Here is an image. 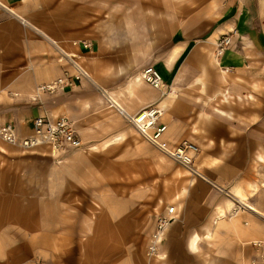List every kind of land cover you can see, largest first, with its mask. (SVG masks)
<instances>
[{
  "label": "crops",
  "instance_id": "0c3cea01",
  "mask_svg": "<svg viewBox=\"0 0 264 264\" xmlns=\"http://www.w3.org/2000/svg\"><path fill=\"white\" fill-rule=\"evenodd\" d=\"M1 1L11 12L0 11V124L28 137L36 117L65 116L76 124L80 149L95 140L115 149L124 143L119 149L126 162L139 150L151 164L146 183L160 189L156 201L161 203L165 153L129 128L103 91L130 113L149 105L160 109L168 126L165 145L175 149L189 141L199 151L194 173L172 175L170 206L178 218L165 230L157 259L147 255L149 237L140 261L131 256L132 245L123 257L89 258L86 245H116L141 218L127 206L122 216L109 208L93 215L86 228L83 214L80 233L91 236L69 243L68 235L77 231L69 230L63 205H52L68 196L51 189L54 170L67 168V162L59 167L46 148L23 151L0 138V264H263L264 250L253 243L264 240V208L254 175L264 140V0H142L138 33L129 10L119 22L131 28L117 29L113 17L102 19L101 0ZM109 6L117 10L122 3L112 0ZM127 7L124 3L125 13ZM227 35L232 43L219 55L217 43ZM53 41L78 54L91 79L41 91L69 68ZM147 66L162 74V91L143 80ZM136 133L146 142L140 149L134 145L140 143ZM70 151L75 150L65 153ZM121 198L140 200L132 193ZM214 216L221 218L215 224Z\"/></svg>",
  "mask_w": 264,
  "mask_h": 264
},
{
  "label": "rangeland",
  "instance_id": "374dc122",
  "mask_svg": "<svg viewBox=\"0 0 264 264\" xmlns=\"http://www.w3.org/2000/svg\"><path fill=\"white\" fill-rule=\"evenodd\" d=\"M89 0H86V2ZM109 1L101 0V18L113 17L118 20L116 22L117 29L131 28V26L123 27L122 22L119 19H124L128 16V10L132 15V28L133 32L138 33L141 30V12H142V0H115L118 4L122 3V8L113 10L110 8ZM92 1L90 0V3ZM124 3L127 4V13L124 10ZM119 7V6H118ZM89 13V11H86ZM56 92V91H55ZM126 125L129 128H134L126 120ZM137 134V133H136ZM140 139V143L134 144L137 149H140L142 143H146L142 137L137 134ZM95 142V143H94ZM92 141L86 147L82 149H75L64 153L60 156H51L53 163H56L60 167V163H66L67 168L61 170V168L54 170L52 192L55 194H63L68 196V201L62 203H52L54 209L58 205H63V210L67 211L69 220V230L77 231L75 234H69V243H74L75 240L83 238V236H91L89 234L83 235L81 231L82 216L86 221V228L92 221V216L97 212H102L105 209H114L118 215L122 216V212L128 209L129 212L135 213L141 220L137 222L138 226L133 228L131 232L126 233L127 238H120L116 245H120V249H116L115 243L110 245L105 243L101 246L89 245L85 246L83 252L86 257L91 258H107L120 255L125 256L128 253V246L132 245V255L136 260H141L144 257L145 246L147 237L153 232L158 215L164 211L170 203H172L171 195L173 194V176L179 177L183 173L188 171H194V164L189 170L187 167L177 163L167 154L164 155V198L165 201L161 203L156 201V197L161 193L156 190L155 187H151L150 183H146L148 173L151 172V164L149 158L140 154L139 150H133L132 161H125L124 149H119V146L124 147L123 144H117V148L108 147V143L101 141V146H98V141ZM261 153L257 155L254 161V175L256 184L258 185L257 196L261 202V208H264V140H262ZM80 152L81 154L73 155ZM131 167L129 170H125V166ZM178 166L184 167V170L177 168ZM177 168V169H176ZM188 170V171H187ZM174 172V173H173ZM32 186H30V190ZM126 193H132L139 197V201L131 202L124 201L125 198H121V195ZM118 195L116 201H99L92 202L89 199L93 197H103L105 195ZM178 194V193H177ZM176 194V195H177ZM122 199V200H121ZM134 205V206H133ZM127 208L125 209V207ZM136 206V207H135ZM79 215V216H77ZM135 220V216H133ZM132 223L135 224L136 221ZM263 220V219H262ZM77 252L82 251L80 248H76ZM147 258V256H146Z\"/></svg>",
  "mask_w": 264,
  "mask_h": 264
},
{
  "label": "built area",
  "instance_id": "2783aa9c",
  "mask_svg": "<svg viewBox=\"0 0 264 264\" xmlns=\"http://www.w3.org/2000/svg\"><path fill=\"white\" fill-rule=\"evenodd\" d=\"M2 10L9 11V8L0 0V11ZM231 43V36H224L217 43V53L221 55ZM78 45V42H73V46L77 47ZM53 46L58 51L60 60L69 65V68L63 71L61 77L42 86L40 88L41 91L55 92L58 89L74 84V82L91 79L88 69L80 61L78 54L69 52L56 41H53ZM83 46L86 49H91L92 43L85 41ZM142 76L143 80L153 88L160 91L165 88L162 74L154 66L145 67L142 71ZM103 94L110 107L115 108L133 125L144 139L158 147L184 167L190 168L193 165L194 156L198 153L199 147L192 142L183 141L179 147L169 149L163 142L168 126L161 122L162 111L160 109L149 105L135 113H130L108 93L103 91ZM33 127L34 132L31 136L19 137L13 125L0 124V138L10 145L19 147L23 151H34L39 148H46L50 156L54 157L62 155L69 149H80L83 146V140L78 133L75 122L68 117L62 116L55 119L50 115L38 116L34 119ZM177 218V208L173 205L167 209L166 215L157 218L156 226L148 239L147 255L149 258L157 259L159 257V247L163 241L164 232ZM253 245L257 249L264 250V240L255 241Z\"/></svg>",
  "mask_w": 264,
  "mask_h": 264
},
{
  "label": "bare ground",
  "instance_id": "6f19581e",
  "mask_svg": "<svg viewBox=\"0 0 264 264\" xmlns=\"http://www.w3.org/2000/svg\"><path fill=\"white\" fill-rule=\"evenodd\" d=\"M9 11H11V9H9ZM119 104V103H118ZM162 116H163V112H162ZM166 154V153H165ZM188 168V167H187ZM189 170H191L190 168H188ZM191 172L192 173H194V171H192L191 170ZM194 182V180L192 179V180H190V183H193ZM188 192V188L187 187H184L183 189H182V194H186ZM252 209V207H249V209ZM253 211H255V210H253ZM258 212V211H257ZM218 219H221V218H218V217H213V223L215 224V223H217L218 221ZM208 234L209 235H211V233H212V229L209 227L208 229ZM199 240H200V237H196V238H194V240H193V245H197L198 244V242H199Z\"/></svg>",
  "mask_w": 264,
  "mask_h": 264
}]
</instances>
